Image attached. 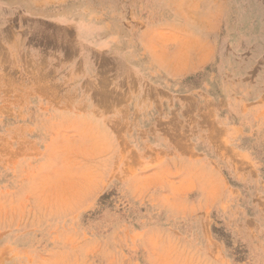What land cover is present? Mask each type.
I'll return each instance as SVG.
<instances>
[{
  "label": "rangeland",
  "instance_id": "rangeland-1",
  "mask_svg": "<svg viewBox=\"0 0 264 264\" xmlns=\"http://www.w3.org/2000/svg\"><path fill=\"white\" fill-rule=\"evenodd\" d=\"M0 264H264V0H0Z\"/></svg>",
  "mask_w": 264,
  "mask_h": 264
},
{
  "label": "crops",
  "instance_id": "crops-1",
  "mask_svg": "<svg viewBox=\"0 0 264 264\" xmlns=\"http://www.w3.org/2000/svg\"><path fill=\"white\" fill-rule=\"evenodd\" d=\"M250 95L249 94H247V96L246 97H244L245 99L247 98V97H249ZM261 97V96H260ZM247 100V99H246ZM247 102V101H246ZM247 106V105H246ZM252 109L254 110V111H256V112H258V104H253L252 105Z\"/></svg>",
  "mask_w": 264,
  "mask_h": 264
}]
</instances>
